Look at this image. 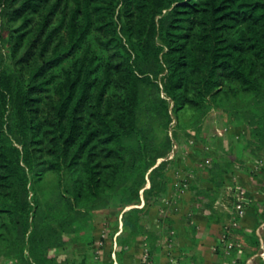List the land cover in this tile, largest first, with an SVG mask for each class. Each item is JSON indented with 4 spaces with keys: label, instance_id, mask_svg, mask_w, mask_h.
I'll list each match as a JSON object with an SVG mask.
<instances>
[{
    "label": "trees",
    "instance_id": "1",
    "mask_svg": "<svg viewBox=\"0 0 264 264\" xmlns=\"http://www.w3.org/2000/svg\"><path fill=\"white\" fill-rule=\"evenodd\" d=\"M212 113L247 131L203 166L215 190L264 174V0H0V264H91L69 248L99 216L118 252L150 235Z\"/></svg>",
    "mask_w": 264,
    "mask_h": 264
},
{
    "label": "crops",
    "instance_id": "2",
    "mask_svg": "<svg viewBox=\"0 0 264 264\" xmlns=\"http://www.w3.org/2000/svg\"><path fill=\"white\" fill-rule=\"evenodd\" d=\"M214 115L218 120L224 121L217 114ZM225 126L226 124L223 127ZM245 132L246 128L242 126H232L230 132L223 131V142L214 146L208 143L209 153L205 156L189 149L181 157L182 151H179L176 166H172L167 172V191L150 208L148 220L151 234L136 236L129 247L118 252L116 236L122 230L120 220L113 236L106 233L105 248L103 246L100 257H94L95 244H80L69 248L75 251L77 261L86 257L87 263L91 264H225L230 259V254L223 247L221 236L235 215L234 197L227 188L215 190L208 170L203 166L207 158L211 160L225 154L234 141L236 144L232 147L236 153H241L243 140L240 135ZM202 148L199 147L203 151ZM253 160L250 158L247 164L254 165ZM188 171L192 174L191 180L184 193L178 194L181 182L179 177ZM234 175L247 190L246 211L239 218L240 227L230 234V239L235 241L237 248L235 256L245 264H261L256 256L258 246L251 243L248 233L255 229L258 239H264V227L261 225L264 216V174L253 176L243 166H238ZM105 230L109 232L110 229L105 228L100 216L97 217L92 230L95 239ZM145 246L149 247V252L144 263L142 253ZM113 250L115 258L110 257Z\"/></svg>",
    "mask_w": 264,
    "mask_h": 264
},
{
    "label": "built area",
    "instance_id": "3",
    "mask_svg": "<svg viewBox=\"0 0 264 264\" xmlns=\"http://www.w3.org/2000/svg\"><path fill=\"white\" fill-rule=\"evenodd\" d=\"M228 130V127L225 126L222 128V131L226 132ZM190 142L192 144H195V138L192 137L190 139ZM205 149H209L210 148V144H205L204 145ZM173 150L170 152L169 154V157H173L174 153H175V149L178 148L177 144L175 143L174 146H173ZM206 162H209L210 159H206L205 160ZM260 163H262L264 161V158L259 160ZM205 162V163H206ZM188 175L191 177L192 174L191 173H188ZM182 179L181 182H179V187H178V194H182L184 193L187 185H188V177H180ZM229 191L232 192L233 194V197H234V217L232 219V222H231V225L232 226H238L239 225V218L241 216H243L245 214V211H246V196H247V190L246 188L243 186V184L238 181L237 179H235L234 183L232 185L229 186ZM262 227H264V220H262V223H261ZM229 228V226H226L222 236H221V241L223 242V247L225 248L226 252L227 253H231V250L234 246V241L231 240L227 234V229ZM173 232V231H171ZM104 237V234L102 233L101 237H100V241H99V244H97V247H96V255L97 257H100L102 252H103V239ZM116 246V242L114 244V247ZM148 252H149V248L148 246H145L143 248V253H142V260L143 262L145 263L148 259ZM111 256L112 258H115V252L114 250L111 252ZM256 256L260 259L261 261V264H264V239L261 238V240H259V247H258V251L256 253ZM225 264H237V257L236 256H233L231 257L230 259H228Z\"/></svg>",
    "mask_w": 264,
    "mask_h": 264
},
{
    "label": "rangeland",
    "instance_id": "4",
    "mask_svg": "<svg viewBox=\"0 0 264 264\" xmlns=\"http://www.w3.org/2000/svg\"><path fill=\"white\" fill-rule=\"evenodd\" d=\"M225 124L226 123L224 121L218 120L215 117L214 113H212L211 115H209V117L205 121L204 128H203V133H202V135L205 136V141H206L205 144L210 143L211 145L214 146L215 144L216 145H219V143H222L223 142V131H222V127ZM213 133H215L214 136H213ZM192 137H194L193 134H191L188 138L187 137L186 138H183L182 137V139L179 142L180 144L176 143L177 146H178V150L180 149L179 151L180 152L182 151L181 152V157H182V155L184 156V153H188L187 151L189 149L194 150L195 152H197V154L199 153L198 155H200V156L207 155L208 153L206 151H204V150L203 151L200 150L199 149V146H196V147H194V145L192 146V143L190 142V139ZM210 137H213V138H210ZM187 139H189V140H187ZM235 144H236V142L234 141V143H232V145L235 146ZM175 151H176V149H175ZM174 155H175V153H174ZM169 158H171V157H169ZM206 163H208V162H206ZM175 164H173V166H176ZM188 173H190V172L188 171L186 174H188ZM102 233L104 234V237H106V233H108V232L105 230V232H101V234H99V236H101ZM99 236L97 237V239L95 241V248H96V245L99 244V241H100V237ZM103 243H104L103 245H104V248H105V240L103 241ZM114 244H115V242H114ZM114 244H113V246H114ZM95 251H96V249H95ZM94 257H97V255L95 254ZM110 257L112 258L111 252H110ZM10 263H11V260H6L2 264H10Z\"/></svg>",
    "mask_w": 264,
    "mask_h": 264
}]
</instances>
